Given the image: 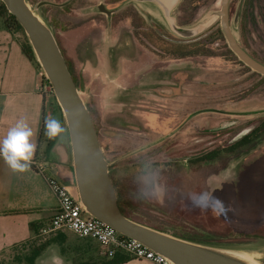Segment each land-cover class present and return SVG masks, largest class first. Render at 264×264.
Listing matches in <instances>:
<instances>
[{"label": "rangeland", "instance_id": "obj_1", "mask_svg": "<svg viewBox=\"0 0 264 264\" xmlns=\"http://www.w3.org/2000/svg\"><path fill=\"white\" fill-rule=\"evenodd\" d=\"M221 1L182 0L178 3L172 12L178 24L202 25L196 35L182 38L171 33L158 15L144 11L136 2L27 0L55 33L67 59L71 60L68 56L71 53L76 54L78 90L92 112L106 160L113 165L125 148H136L157 140L145 153H131L135 154L132 169L120 168L116 173L120 208L126 214L168 233L217 248L245 252L253 257L254 262L264 264V131L258 136L253 135L237 148L225 150L253 127L262 124L264 76L245 65L228 46L220 17L212 15L220 8ZM100 2L107 3V9L112 6L110 9L117 12L109 24L104 18L94 28V32L103 30L106 38L94 40L92 49L82 53L81 48L72 47L71 17L76 15L77 25L80 26L93 16L104 17L102 13L95 12L94 6ZM80 5L82 9L74 10ZM228 15L239 45L264 64V0H230ZM106 23L108 28H105ZM0 25H4L1 17ZM118 31L123 35L120 36ZM122 37L126 41L122 42H125L121 46L122 52L133 55L136 61H145L140 68L139 81L142 83H149L154 78L159 83L164 78H173L176 74L174 68L178 65H181L182 72L186 70V104H181V110L186 108L188 119L177 124L171 135L160 136L161 130L156 129L155 135L131 133L122 138L124 135L116 133V125H120L118 121L123 119L129 125L133 122V127L142 124L137 117L132 120L130 115L136 101H124L125 104H122L119 99L116 100L117 96L112 99L103 97V104H100L99 96L92 94L106 83L114 86L120 83L119 76L125 75L132 65L124 60L121 65L123 72L110 74L98 68L89 71L86 65L83 68L82 61L85 57L95 61L103 59L102 45H108L116 38L120 42ZM146 50H154V54H144ZM154 92L160 94L155 89ZM49 95L51 99H46L45 115L61 122L64 118L56 98L54 94ZM158 105L163 106V103H154L155 107ZM110 110L119 112L113 114ZM162 111V118L171 113L178 114V110L167 107ZM176 118L172 120L171 127L180 121ZM160 125L162 129L163 125ZM63 131L66 139L67 128ZM48 139L43 138L44 141ZM213 149L220 150L218 157L209 162L197 159ZM37 160L48 163L43 156ZM23 172L0 164V179L4 181L0 183L1 190H4L0 196V210L11 212L21 209L25 185L31 187L35 195L52 201L51 192L42 180L34 176L23 177ZM17 182L27 184H15ZM157 188L164 190L162 202L148 195ZM202 191L212 192L223 201V208L213 212L193 207L189 194ZM43 216L47 217L46 214ZM8 252L1 254L0 264H26L18 260L26 253L29 256L31 249L22 252L20 247L14 248L11 261H8Z\"/></svg>", "mask_w": 264, "mask_h": 264}, {"label": "crops", "instance_id": "obj_2", "mask_svg": "<svg viewBox=\"0 0 264 264\" xmlns=\"http://www.w3.org/2000/svg\"><path fill=\"white\" fill-rule=\"evenodd\" d=\"M181 1L182 0L179 1V4ZM139 6L144 11L150 12L149 8L146 6ZM77 7H74V10H78ZM143 16L145 18V15ZM72 17L71 21H74ZM76 18L78 17L76 16ZM76 22H78L77 19ZM77 24L78 23H72L73 28L70 31L73 41L72 47L77 46L78 48H81L82 53H85L88 49H92V42L94 40H99L101 38L104 40V38H106L103 34V30L94 32L95 25L90 24L88 21L83 23L82 27L80 24ZM117 27L118 26H116V29ZM91 28L93 29L90 30ZM105 28H108V26ZM52 33L54 34L56 41H58L55 33L53 31ZM118 34L120 36L123 35L119 31ZM111 37L112 35H110V39ZM128 37L131 39V35H128ZM124 38L125 37H122L120 42H117L116 40H118V38H116L114 42L109 43L108 45L103 44V59L98 58L96 62L93 58L85 57L82 61L83 68L85 67L84 65H86V68H88L89 71L98 68L99 70H105L110 74L122 73L123 67L121 65L124 60L127 61V63L129 62V66L130 63L132 65V68L130 66L129 71H127L125 75L123 74L119 76L120 83H117L115 86L112 83H106L101 90L95 89L98 92L92 94L99 96L100 104H103V97L105 99H112V97L115 98L117 96L116 100L119 99L122 104H125L124 101H130L131 103L132 101H136L133 109L130 111V115L132 120H135V117H137L142 121V124L133 127V122H131L130 126L129 123H124L123 119L122 121H118L120 125H116V133L117 135H124L122 138L125 137V135H131V133L155 135L156 129L161 130L159 131L160 136L171 135V130H173L177 124L180 125L188 119L185 112L186 108H183L184 111L181 110V104H186V70L182 72L181 65H178L174 68L176 74H174L173 78H169L168 80L164 78L161 83L155 78L149 83H142L139 81L141 74L140 68L144 66L145 61H136L133 55L122 52V47L126 42ZM123 41L125 42L122 43ZM25 42L26 37L24 33L21 31L8 30L4 25H0V136L5 135L9 128L14 126L17 121L23 120L32 130L31 142L34 145V150L31 160L40 159L43 156L45 160H48V163L58 164L62 171L61 174H58L59 171H57L59 179L70 185H74L68 136L65 139L63 137L64 131L60 132L51 148L47 151H45V145L42 142V138L40 142L39 137L40 135L43 137L46 134V121L50 119V115L48 118L45 115L46 99H49L50 95L44 94L38 89L43 70L37 64L36 59L24 50ZM100 42L102 43V41ZM57 44L69 66L72 76L75 78L77 84L76 87L79 88L78 76L75 69L76 54L71 53V55H68L71 60L67 59L59 41ZM151 52L154 54V50H151ZM151 52L146 50L144 54H150ZM156 80L158 82H156ZM154 89L160 94L157 95L154 92ZM156 98L161 104L163 103V106H154V103L158 102ZM104 103H106V100H104ZM171 105H174V107H171ZM165 107L174 109V111L178 110V114L171 113L162 118V110ZM89 111L92 113L90 109ZM113 111L114 110H110L113 114L119 112V110L115 112ZM176 117H178L180 121L171 127L172 120L177 119ZM59 123L62 129L66 130L64 119ZM160 124L163 125L162 129ZM119 141H121V137L119 138ZM156 141L157 140H151V142L148 141L142 146H137L136 148H125L122 153L118 154L113 165L111 161H108V171L110 174L115 178L118 168L123 166L118 164L120 160L126 159L132 152L143 151L145 148L153 145ZM0 164L8 167L3 159H0ZM126 167L132 169L134 165L128 164ZM23 173V177H39L49 193L51 192L42 175L36 172L32 166L31 161L29 168ZM2 182L4 181L0 179V183ZM19 183L23 182H17L15 184ZM23 184H27V182ZM23 190V194L25 195L21 197L23 198V202L20 206L21 209L17 211L12 210L11 212L0 210V257H2L1 254L9 251L8 261H11L14 257V252L12 251H14V248L20 247L22 252H27L31 249V254L29 256H27L26 253L24 254V257H20L18 260L24 261L26 264L103 263L105 258L100 253L99 244L91 238L75 236L65 229L52 230L49 232L43 231L45 227H48L50 218L54 214L57 205L56 198L52 192L50 193L52 201H48L43 196L35 195L31 187H26L25 185ZM3 192L4 190H1L0 188V196L3 195ZM33 212L36 213L33 214ZM21 213H24V215H21ZM45 214L47 215L46 218L43 216ZM32 255L34 258L28 262V257ZM117 264L156 263L128 256Z\"/></svg>", "mask_w": 264, "mask_h": 264}, {"label": "water", "instance_id": "obj_3", "mask_svg": "<svg viewBox=\"0 0 264 264\" xmlns=\"http://www.w3.org/2000/svg\"><path fill=\"white\" fill-rule=\"evenodd\" d=\"M7 11L22 27L44 75L51 84L68 132L74 187L84 208L118 232L137 239L175 264H259L228 249L187 240L137 222L124 215L117 203V193L108 171V161L102 153L90 111L85 105L57 41L48 24L36 13L27 0H1ZM159 16L173 34L192 37L202 25H180L173 15L180 0H127ZM228 2L212 15L220 17L223 34L230 49L248 67L264 76V64L242 48L228 19ZM98 9L111 10L103 4Z\"/></svg>", "mask_w": 264, "mask_h": 264}, {"label": "built area", "instance_id": "obj_4", "mask_svg": "<svg viewBox=\"0 0 264 264\" xmlns=\"http://www.w3.org/2000/svg\"><path fill=\"white\" fill-rule=\"evenodd\" d=\"M38 89L44 94H53L52 87L46 76L40 79ZM31 164L42 177L54 194L57 205L44 232L65 229L78 237L95 239L99 244L100 253L106 258H113L117 252L124 253L135 259H143L156 264H175L164 255L152 250L137 239L118 232L109 224L90 214L79 201L74 185L59 179V165L46 163L37 159Z\"/></svg>", "mask_w": 264, "mask_h": 264}, {"label": "clouds", "instance_id": "obj_5", "mask_svg": "<svg viewBox=\"0 0 264 264\" xmlns=\"http://www.w3.org/2000/svg\"><path fill=\"white\" fill-rule=\"evenodd\" d=\"M62 131L63 129L56 119L50 118L46 121V135L49 138L57 136ZM31 137L32 130L23 120L17 121L5 135L0 136V159H3L13 171L23 172L29 168L34 150ZM148 195L162 202L164 190L157 188ZM188 199L193 207L201 210L216 212L224 206L223 201L210 191L190 193Z\"/></svg>", "mask_w": 264, "mask_h": 264}, {"label": "trees", "instance_id": "obj_6", "mask_svg": "<svg viewBox=\"0 0 264 264\" xmlns=\"http://www.w3.org/2000/svg\"><path fill=\"white\" fill-rule=\"evenodd\" d=\"M182 2V1H181ZM0 17L2 18V20H3V24H4V27L6 28V29H8V30H13V31H21L22 33H24V31H23V29H22V27L20 26V24L17 22V20L15 19V17H14V15H12L11 13H9L8 11H7V9H6V7H5V5L3 4V2L0 0ZM24 35H25V33H24ZM25 37H26V42H25V45H24V50L26 51V53H28V54H31V56H33L35 59H36V62H37V64L39 65V62H38V60H37V58H36V56H35V54H34V52H33V50H32V48H31V45H30V43H29V41H28V39H27V36L25 35ZM57 43H58V41H57ZM66 61V60H65ZM66 64H67V62H66ZM40 66V65H39ZM67 67H68V69H69V66H68V64H67ZM69 71H70V69H69ZM70 73H71V71H70ZM72 75V74H71ZM73 77V76H72ZM73 80H74V82H75V84H76V81H75V78L73 77ZM76 86H77V84H76ZM88 108V107H87ZM59 109H60V107H59ZM60 111H61V109H60ZM62 113V112H61ZM91 114V113H90ZM63 116V115H62ZM92 117V116H91ZM94 122V121H93ZM95 125V124H94ZM95 129H96V126H95ZM264 131V120L262 121V124L261 125H258V126H256V127H253L252 128V130L246 135H244V136H242L241 138H239L238 140H236L235 141V143H234V145H230V147H226L225 148V150H227V149H233V148H237L238 146H240V145H242V144H244V143H246L248 140H249V138L250 137H252L253 135H256V136H258L261 132H263ZM96 132H97V129H96ZM97 135H98V132H97ZM56 137L57 136H55V137H52V138H49V137H47V135L45 134V136H41L40 135V142H41V138H42V142L44 143V145H45V151H47L49 148H51V146L53 145V143H54V141H55V139H56ZM43 138H49L48 140H46V141H44L43 140ZM149 148L150 147H147V148H145L143 151H140V152H137L138 154L139 153H145V151H147V150H149ZM219 149H213V150H210V151H207V152H205V153H203L201 156H200V158H197L198 160H200V161H202V162H209V161H211V160H213L214 158H216V157H218L219 156ZM233 151V150H232ZM137 153H135V154H137ZM135 154H133V155H130L129 157H127L126 159H122V160H120L119 162H118V164H120V165H123L122 167L120 166V168H126V169H129L128 167H126L128 164H130V165H134L133 164V157H134V155ZM47 156V155H46ZM120 168H118V170L120 169ZM109 169V168H108ZM62 173V171H61V169L59 168V173L58 174H61ZM109 175H110V177H111V179H112V182H113V185H114V187H115V190H117V183H118V179H116L115 180V178L110 174V172H109ZM118 203V202H117ZM118 206H119V204H118ZM119 208H120V206H119ZM120 210H121V212L124 214V215H126L127 217H129V218H131V219H133V220H135V221H137V222H140V223H143V224H146V225H148V226H151V227H153V228H156V229H159V230H161V231H165L166 232V230H164V229H162V228H160V227H158V226H155V225H152V224H150V223H148V222H144V221H142V220H139L138 218H136V217H133V216H130V215H128V214H126L123 210H122V208H120ZM173 235H176V234H173ZM176 236H178V237H181V238H184V237H182V236H179V235H176ZM184 239H187V238H184ZM187 240H191V241H195V240H192V239H187ZM195 242H197V241H195ZM198 243H202L201 241L200 242H198ZM202 244H204V243H202ZM34 255V254H33ZM30 256V257H28V262H30L33 258H34V256ZM128 257V255H126V254H124V253H121V252H117L116 254H115V256L113 257V258H106L104 261H103V263L102 264H117V263H119V262H121V261H123L124 259H126Z\"/></svg>", "mask_w": 264, "mask_h": 264}, {"label": "flooded vegetation", "instance_id": "obj_7", "mask_svg": "<svg viewBox=\"0 0 264 264\" xmlns=\"http://www.w3.org/2000/svg\"><path fill=\"white\" fill-rule=\"evenodd\" d=\"M230 1V0H229ZM101 4H103L104 5V7L107 9L108 7V4L107 3H105V2H100ZM100 3H97V4H95V12L96 13H102L103 14V16L104 17H100V16H93V17H91L89 20H88V22L90 23V24H92V25H97V24H101V23H99V21H101L102 19H104V18H106V22L109 24L110 23V20L111 19H113V15L117 12V10H114V9H112L111 11H110V13L109 14H107V13H105V12H103V11H100L99 9H98V5L100 4ZM110 8H112V6H109ZM228 7H229V2H228ZM78 8V10L79 9H82L83 8V6L82 5H80V6H78L77 7ZM109 8V9H110ZM73 17H72V19L74 20V21H72V23H78V22H76V16L75 15H72ZM126 18H128V17H126ZM228 19H229V15H228ZM107 23H106V26H107ZM94 26V27H95ZM77 27H80V26H77ZM82 27V26H81ZM93 27V28H94ZM93 28H91L90 30H92ZM92 34V33H91Z\"/></svg>", "mask_w": 264, "mask_h": 264}, {"label": "bare ground", "instance_id": "obj_8", "mask_svg": "<svg viewBox=\"0 0 264 264\" xmlns=\"http://www.w3.org/2000/svg\"><path fill=\"white\" fill-rule=\"evenodd\" d=\"M234 253H236L237 255L245 258V259H248V260H251V261H254L253 257L248 254V253H245V252H239V251H235Z\"/></svg>", "mask_w": 264, "mask_h": 264}]
</instances>
